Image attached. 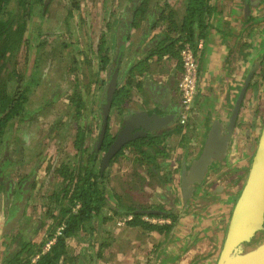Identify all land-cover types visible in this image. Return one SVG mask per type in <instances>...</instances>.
I'll use <instances>...</instances> for the list:
<instances>
[{
    "label": "crops",
    "instance_id": "crops-1",
    "mask_svg": "<svg viewBox=\"0 0 264 264\" xmlns=\"http://www.w3.org/2000/svg\"><path fill=\"white\" fill-rule=\"evenodd\" d=\"M116 1V4H109L104 0L101 5V20H106L107 27L103 32L106 30L108 34L112 26V40L116 41L114 45H110V62L107 69L102 71V76L103 81L110 79L114 69L118 67L119 84L128 89L130 94L120 101L117 109L111 110L108 127L110 134L114 138L123 128V119L136 113L172 117L174 122L171 121L167 128L158 132L168 133L166 140L159 146L165 157L158 156L151 162L145 160L137 149L128 148L114 161L108 170L109 206L117 208L116 203L123 202L127 206L142 207L144 210L174 207L181 217L171 231L162 233L141 225L119 224L122 215L114 216L107 207L103 210L105 220L85 225L81 230L85 234V238H81L82 243L77 241V236L67 240L68 254L61 259L60 264L64 259L72 264H217L233 209L246 182L255 145L257 146L261 134V128L254 130L252 126L253 90H248L246 94L227 157L222 161L228 167L225 171H237L239 177L220 182L217 176L221 163L213 165L207 176L209 196L216 197L221 206L211 208L200 218V213L194 206L200 203L199 198L203 196L201 193L195 200H191L189 208L184 206L180 189L181 175L183 169L189 167L196 156L201 154L213 123L220 121L227 124L238 94L248 75L254 71L257 54L254 50V32L255 29L263 31L264 0H209L210 15L205 21L209 30L207 37L199 40L196 47L200 69L198 92L194 111L187 125L180 121V53L175 57L153 54L156 44L164 40L165 36L180 37L187 0H149L145 14L139 15L137 9L142 6L141 3L131 0ZM95 5L86 4L91 21L98 20ZM51 12L55 11L51 9ZM91 24L93 22L89 24L93 29ZM151 24L154 28L150 30ZM125 37L126 42L123 40ZM261 37L259 34V38ZM122 46L124 48L121 55ZM262 55L263 51L256 56ZM108 81L102 83L100 88L101 104ZM262 84L263 82L258 85L262 95L259 93L256 105L264 100ZM254 109L257 110V106ZM101 119L100 113L91 120L94 121V127L89 128L91 134L88 131L86 135L89 143L99 134L97 127L99 124L101 126ZM26 124L14 120L9 125L7 141L0 151V183L5 186L0 194V200L4 199V206L2 208L0 204V211L6 215L3 229L7 228V220L18 195L25 194L28 198L31 184L40 180L43 182V176L44 180L47 176V173L38 172L41 165H44L43 162L30 161V150L25 147L29 133L25 137L26 133L20 130ZM249 137L251 140H248ZM75 140L71 152V158L74 159L77 154ZM44 149V146L38 148L37 158ZM103 154L101 153L99 160ZM43 157L44 155L41 156ZM19 170L22 172L20 177ZM55 170L59 179L57 182L63 183L57 173L58 169ZM216 173L218 174L215 175ZM120 179L123 180L122 184ZM137 179L143 183L144 188L137 183ZM20 187H24L28 193L25 190L20 192ZM56 192L59 193L57 189ZM2 193L4 197L1 196Z\"/></svg>",
    "mask_w": 264,
    "mask_h": 264
},
{
    "label": "rangeland",
    "instance_id": "rangeland-1",
    "mask_svg": "<svg viewBox=\"0 0 264 264\" xmlns=\"http://www.w3.org/2000/svg\"><path fill=\"white\" fill-rule=\"evenodd\" d=\"M106 1L109 4H116L117 2L116 0ZM102 2L104 0H52L47 16L43 20L37 16L29 23L25 36L26 39H29L31 45H23L19 54L13 59L12 64L10 63L8 66L9 73L15 70L18 75L28 81L29 75L34 70L36 57H41L42 59L39 67L41 85L31 95L30 102L27 105V113H31L30 119L24 125L25 128H20V130L26 133L25 137L29 133L25 147L30 150V161L32 163L36 161L43 162L44 165H41V169L38 172L47 173V176L45 180L43 176V182L40 180L31 184L29 188L31 192L29 197L26 198L24 205L25 217H22V220L19 219L17 224H14L16 226L13 225L8 231L11 232L15 229L14 232H19L14 228L19 225V230H22V238L29 241L33 240L38 244L46 239L49 226L55 222L47 217L46 210L47 206H51L52 209L56 208L54 201H49V197H53L57 187L61 184L57 182L59 179L55 169H60L64 164L75 163L74 157L71 158V152L73 151L72 147L78 128L81 127L87 133L89 128L94 127V121L91 122V120L102 112L104 101L101 104L100 88L103 86L102 83L108 81L109 78L103 81V72L98 70L100 63L95 55L98 47L96 45L97 43L99 45V40L104 34L109 36L111 45L116 42L112 40L114 38L111 32L112 26L108 34L106 30L103 32L107 27L105 26L106 20L104 19V24L101 20ZM87 3L96 4L98 20L94 19L91 21V14L88 16L90 10L86 8ZM51 9L55 12L52 13ZM261 19L259 18V20ZM91 22H93L91 24L93 29L89 26ZM254 33V50L257 51V54L261 51L264 53V26L263 31L255 29ZM259 34H261V38H259ZM45 42L49 43L44 45ZM41 44L45 47L41 48ZM256 55L255 60L257 59ZM77 85L78 87H76ZM262 86H264V80ZM259 93L261 94L259 90H253V100L257 101ZM73 96L74 101H81L82 104L78 113V107L72 101ZM259 102L258 111L261 108V114L259 112L257 115L254 114L252 125L254 130L260 129L264 124V100L262 99ZM191 114L189 113V116ZM188 119L190 118H186L185 121ZM180 121H182V118ZM247 126L249 127V125ZM97 132H100L98 127ZM6 139L7 134L4 137L5 141H7ZM248 140H251V138L249 137ZM19 143H21V140ZM42 146L45 147L44 152H40L39 158H37L38 148ZM16 150L21 152L20 149ZM43 155L44 157L41 158ZM226 168L228 169L226 163L221 162L220 173L218 171L219 175L217 176L220 182L229 178L236 180V177H239L237 171H225ZM38 172L37 177L39 176ZM21 173L19 170V177ZM119 181L121 184L123 183L122 179ZM139 181L137 179V183ZM204 183L196 187L192 198V200H195L199 193L203 195L199 198L200 203L194 206L199 211L200 218L201 216L204 217L205 212H208L211 208L221 206L216 197L209 196V185L207 181L206 185ZM139 184L142 188L145 187L143 183L139 182ZM4 187L0 185V194ZM112 201L113 203L115 202L114 199ZM0 204L3 208V198L0 200ZM190 204L191 201H189V206ZM54 214L58 215V210ZM217 215H220V213ZM123 218L125 216L121 217V219ZM5 220L6 215L0 211L2 252L5 250L4 242H10L3 237L6 234V231H3ZM77 238V241L82 243L81 238H85V234L80 232ZM12 249L14 252L18 251L19 243H13ZM62 264L72 263L64 259Z\"/></svg>",
    "mask_w": 264,
    "mask_h": 264
},
{
    "label": "trees",
    "instance_id": "trees-1",
    "mask_svg": "<svg viewBox=\"0 0 264 264\" xmlns=\"http://www.w3.org/2000/svg\"><path fill=\"white\" fill-rule=\"evenodd\" d=\"M132 1H137V4L141 3L142 5L137 9L138 15L141 13L145 14L149 0ZM51 2L52 0H0V147L11 122L17 119L26 122L30 119L31 113H27V105L30 102L31 95L41 85L39 67L42 59L41 57H36L34 70L29 75L28 81L18 75L15 70L9 73L8 66L10 63L12 64L13 59L19 54L23 45H31L29 39H25L28 25L37 16L43 20L48 14ZM186 7V16L181 27L180 37L165 36L164 40L156 44L157 47L153 50V54L159 56L167 54L175 57L185 46H190L197 51L198 41L207 37L209 29L205 21L210 15L209 0H187ZM153 28L151 24L150 30ZM123 40L126 42L127 37ZM47 43L49 42H45L44 45ZM179 43L181 44L179 45ZM44 45L41 44L40 47L44 48ZM110 45L107 35H102L95 53L99 59L100 71H105L110 62ZM123 48L122 46L121 55ZM121 55L119 54V56ZM129 94L130 91L119 84L113 100L112 111L117 109L120 101L128 97ZM72 101H74V96ZM74 103L78 107V113L82 107L81 101H74ZM89 133L91 134V131ZM86 135V131L79 127L75 140V148L77 150L74 159L75 163L64 164L57 170V173L63 179V183L57 187L59 193L56 192L53 197H49V201H54L56 208L46 207L47 217L55 221L49 226L46 239L38 244L33 240L29 241L22 238V230H19V225L14 227L19 232H14L15 229L8 232L11 228L7 227L6 234L3 237L10 242H4L3 244L5 245V250L2 254L1 264H59L61 259L68 254L67 240L78 236L81 230L85 228V225H94L105 220L103 210L107 207L112 210L114 216L133 217V220L127 223L128 225H141L146 229L159 230L162 233L171 231L179 221L181 216L176 213L174 207L170 209L159 207L157 209L144 210L142 207L127 206L123 202L116 204L117 208L109 206L108 170L114 161L122 156L128 148L137 149L145 160L151 162L155 161L158 156L163 155L165 157V153L159 149V146L166 140L168 133H149L147 137L131 142L114 157L111 165L104 171H102V160H99L101 153H98L100 135L90 141V143L86 139ZM113 141L114 138L109 133L108 128L100 152H106ZM98 161L100 162L98 163ZM1 175L2 173L0 172V177ZM23 188L20 187L19 191L21 192ZM25 193H28V191ZM115 197L119 199L118 195H115ZM20 200L19 198L18 203H20ZM77 206L79 208H76ZM17 209L18 207L13 205L10 214ZM56 210L59 212L58 215L54 214ZM155 210L158 213H142V211ZM24 215L25 213L23 212L20 220L25 217ZM145 216L169 220L170 224H151L143 221ZM61 227H64L62 235L57 237L52 249L48 253L43 254V246L48 240L53 239L57 235ZM13 243H19V250L16 252L12 249ZM37 256L39 258L33 263Z\"/></svg>",
    "mask_w": 264,
    "mask_h": 264
},
{
    "label": "water",
    "instance_id": "water-1",
    "mask_svg": "<svg viewBox=\"0 0 264 264\" xmlns=\"http://www.w3.org/2000/svg\"><path fill=\"white\" fill-rule=\"evenodd\" d=\"M118 75L119 68L116 67L106 85L102 106V126L98 143V153H104L101 159L102 171L107 169L114 157L131 142L147 137L149 133L161 132L171 124V121L174 122L172 117H160L148 113L133 114L123 119V128L114 137L107 151L100 152L109 127L113 100L118 90ZM253 76L252 71L245 81L227 124H222L220 121L213 123L201 154L189 167L183 169L180 189L186 207L189 206L196 187L204 183L213 165L221 163L226 158L239 112ZM19 198L20 203H18ZM19 198L14 201V206L18 209L10 214L7 220L9 228L18 222L24 212L27 197L21 195ZM142 213H158V211H142ZM3 231L5 232L6 228ZM1 239L0 229V264L3 254ZM217 264H264V126L246 182L233 209Z\"/></svg>",
    "mask_w": 264,
    "mask_h": 264
},
{
    "label": "built area",
    "instance_id": "built-area-1",
    "mask_svg": "<svg viewBox=\"0 0 264 264\" xmlns=\"http://www.w3.org/2000/svg\"><path fill=\"white\" fill-rule=\"evenodd\" d=\"M180 58H181V65H182V75L181 79L179 81V92L181 95V103H182V123L185 124V119L187 118L186 115H188L193 110V105L195 102V98L198 92V83H199V62L197 57V52L193 50L190 46H185L181 52H180ZM76 208H79L78 206ZM133 220V217H125L121 220L119 224H127ZM143 221L149 222L151 224L156 225H164V224H170L169 220L165 219H155V218H149L147 216L143 217ZM64 227H61L58 230L57 235L51 239L48 240V242L43 246L42 253L46 254L48 253L52 247L55 245L57 237L62 235ZM39 258L37 256L33 263L36 262V260Z\"/></svg>",
    "mask_w": 264,
    "mask_h": 264
},
{
    "label": "flooded vegetation",
    "instance_id": "flooded-vegetation-1",
    "mask_svg": "<svg viewBox=\"0 0 264 264\" xmlns=\"http://www.w3.org/2000/svg\"><path fill=\"white\" fill-rule=\"evenodd\" d=\"M25 39H26V36H25ZM197 52V51H196ZM256 64V65H255ZM255 67H254V76H253V78L251 79V81H250V84H249V87H248V90H256V91H258L259 90V87H258V85L261 83V82H263V80H264V55H262V56H259V57H257V59L255 60ZM258 66V67H257ZM257 69H259L258 70V72H257ZM252 73V72H251ZM250 73V74H251ZM250 74L248 75V77L250 76ZM247 77V78H248ZM248 90H247V92H248ZM250 90V91H251ZM241 92V91H240ZM247 92H246V94H247ZM240 94V93H239ZM239 94H238V97H239ZM245 97H246V95H245ZM238 99V98H237ZM237 101V100H236ZM244 101H245V98H244V100H243V103H242V106H241V109H242V107H243V105H244ZM253 101V106H252V111L253 112H251V115L253 114L254 115V113H255V115H257L258 114V112H260V109H259V111H258V107H259V104L258 105H256V100H252ZM195 102H196V98H195ZM195 102H194V105H193V110H192V112L194 111V107H195ZM236 103V102H235ZM181 105H182V103H181ZM234 106H235V104H234ZM234 106H233V108H234ZM257 106V110H255L254 108ZM233 108H232V111H233ZM231 111V112H232ZM241 111V110H240ZM192 112H190V113H192ZM239 114H240V112H239ZM187 118H190V116H189V114L187 115ZM238 119H239V116H238ZM238 119H237V123H238ZM18 120V119H17ZM20 121V120H19ZM188 121H189V119L188 120H186L185 121V124L187 125V123H188ZM21 122H23V121H21ZM12 123V122H11ZM10 123V124H11ZM27 123V121L26 122H23V124H26ZM185 124H183V125H185ZM101 126H102V124H101ZM101 126H99L98 125V128H99V131L101 132ZM263 126H264V124L262 125V127H261V131H262V128H263ZM236 127H237V124H236ZM8 129H9V126H8ZM7 129V130H8ZM7 132V131H6ZM100 132H99V134L98 135H100ZM235 132V131H234ZM234 134V133H233ZM5 135H6V133H5ZM5 137V136H4ZM4 137H3V139H2V146L0 147V149L2 150V148H3V146H5V140H4ZM232 140V139H231ZM258 142V141H257ZM255 147H257L256 145H255ZM0 150V151H1ZM227 157V156H226ZM225 160V159H224ZM204 185H206V181H205V183H204ZM185 206V205H184Z\"/></svg>",
    "mask_w": 264,
    "mask_h": 264
},
{
    "label": "bare ground",
    "instance_id": "bare-ground-1",
    "mask_svg": "<svg viewBox=\"0 0 264 264\" xmlns=\"http://www.w3.org/2000/svg\"><path fill=\"white\" fill-rule=\"evenodd\" d=\"M259 244H260V243H259ZM259 244H258V245H259Z\"/></svg>",
    "mask_w": 264,
    "mask_h": 264
}]
</instances>
